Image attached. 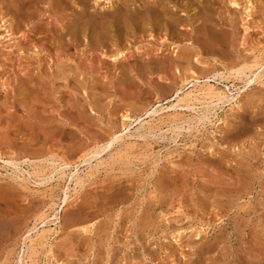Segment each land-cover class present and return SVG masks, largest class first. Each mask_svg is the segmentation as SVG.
I'll return each instance as SVG.
<instances>
[{"label": "rangeland", "instance_id": "1", "mask_svg": "<svg viewBox=\"0 0 264 264\" xmlns=\"http://www.w3.org/2000/svg\"><path fill=\"white\" fill-rule=\"evenodd\" d=\"M108 1L0 0V264H264V0H175L177 30L161 14L61 35ZM206 20L216 50L197 42ZM200 86L234 99L170 101Z\"/></svg>", "mask_w": 264, "mask_h": 264}, {"label": "bare ground", "instance_id": "2", "mask_svg": "<svg viewBox=\"0 0 264 264\" xmlns=\"http://www.w3.org/2000/svg\"><path fill=\"white\" fill-rule=\"evenodd\" d=\"M25 0H22V2H24ZM29 3L32 2L33 0H28ZM28 1H25L24 4H26V2ZM83 3H86L87 0H81ZM110 1V0H109ZM108 1V2H109ZM121 3L118 4L119 7L117 6L116 8L115 7H112L114 8L113 10H109V11H106L104 10V7H102L103 9H100L99 11H96L95 9L92 10V12H88V7H84L79 13L77 12V15L74 17V21L73 22H69L67 24V28L64 30L65 32H63V34H61L62 36H64V34L68 33L70 36L74 37V39L78 38V37H82L84 36L88 30L91 31V34L95 36V40L97 42H99V40L107 35H110L112 32L114 31H118L121 32L122 31V28L124 30V28L126 29V32L127 31H130V30H137L138 31H145V29H147L148 25H150V28H158L160 29L159 25H158V18L159 16L162 14V17H163V21H164V28H171L173 30H177V27H178V24H179V21L181 19V16L177 13L180 9H178V7L176 6L177 3H173V1L175 0H140L139 4L138 5H134L133 8H130L129 7V4L128 3V0H120ZM180 1V0H179ZM233 1V0H232ZM255 2V1H254ZM90 3V2H89ZM134 3V0H132V4ZM23 4V5H24ZM107 4V3H106ZM201 4V3H200ZM255 4V3H254ZM89 5V4H88ZM25 6V5H24ZM23 6V7H24ZM113 6V5H112ZM106 8V7H105ZM22 9V8H21ZM9 10H17V7L15 6L14 10L11 8H9ZM252 10V8H251ZM248 12V11H247ZM252 12V11H251ZM251 12L249 11L247 13V15H250ZM15 13V12H14ZM246 14V13H245ZM205 17L207 18L208 14L207 12L203 11L202 12V16L201 17ZM207 23L209 25V22L206 20L205 22H203L204 25L201 26L200 28V34L201 36H199L198 39L197 37V42L202 44L204 49L208 47V49L210 50L211 48L209 47V45L212 44V49L216 50L218 48H220L221 45L224 44V35L223 33L219 30V29H216L215 26L214 27H208L207 26ZM158 25V26H157ZM180 25V24H179ZM211 25V24H210ZM180 27V26H179ZM149 29V28H148ZM182 29V28H180ZM10 30V29H9ZM151 30V29H150ZM170 30V29H169ZM62 31V29H61ZM223 31V30H222ZM196 32H199V31H196ZM134 34V32H133ZM199 34V35H200ZM225 34V33H224ZM10 35V34H9ZM197 35V34H196ZM111 36V35H110ZM187 36V35H186ZM177 37V36H176ZM185 37V36H184ZM179 38V37H178ZM184 39V38H183ZM94 41V42H96ZM182 41V40H181ZM196 41V39H195ZM93 42V43H94ZM223 42V43H222ZM228 43V42H227ZM101 44V43H100ZM110 44V43H109ZM125 45V44H124ZM214 45V46H213ZM225 45V44H224ZM191 46L190 45V48L187 47V46H184V47H181L179 49H177L176 51V54H175V58H178L179 60H189L190 58H192L193 56L192 55H197L199 52H197L196 54L193 53V50L191 49ZM170 47V46H169ZM201 47V45H200ZM215 47H218V48H215ZM222 47V46H221ZM142 48V47H140ZM144 48V46H143ZM193 48V47H192ZM115 49V48H114ZM195 50V48H193ZM202 49V48H201ZM163 50V49H162ZM212 50V51H214ZM221 50V49H220ZM143 51V50H142ZM175 51V50H174ZM207 51V50H206ZM211 52V51H210ZM215 53V52H214ZM123 55H125V51H119V49L116 51L115 53V59H118L121 58ZM104 57V56H103ZM160 57V56H159ZM172 57V56H171ZM114 58V57H112ZM170 59V56L168 57ZM145 61V60H143ZM142 61V62H143ZM176 61V60H175ZM198 61V59H197ZM123 62V61H122ZM183 62V61H182ZM189 62V61H188ZM181 63V62H180ZM230 66V65H229ZM205 67V66H204ZM228 67V66H227ZM258 67L260 68L261 66L258 65ZM257 67V68H258ZM254 68V67H253ZM199 69V73L201 75H204V77H207L208 74H211L212 72H208L207 70H205L204 68ZM211 70V69H210ZM259 70V69H258ZM257 70V71H258ZM263 70V69H262ZM254 71V70H253ZM256 71V72H257ZM187 72V71H185ZM189 73V72H188ZM226 73V72H225ZM250 73V72H249ZM183 75V74H182ZM195 75V74H194ZM219 75L218 73H215L212 75V77L214 78L215 76ZM224 75V74H222ZM231 75V73L229 74ZM233 75L236 77V76H240V75H245V67H241L240 69H235ZM232 75V77H233ZM259 75V73L257 74ZM254 76V74H253ZM252 76V78H253ZM193 79H192V78ZM197 77V76H196ZM225 77V76H224ZM184 78V77H183ZM198 78V77H197ZM241 78V77H240ZM239 78V79H240ZM190 79H192L190 82H192V86H196L197 83H200L198 80H196V78H194L193 76L190 75ZM189 79V80H190ZM236 79V78H235ZM247 79V78H246ZM238 80V79H237ZM206 82H209V81H212L210 79H206L205 80ZM247 81V80H245ZM249 81V80H248ZM188 82V81H187ZM189 82V83H190ZM217 82V81H216ZM242 82V81H241ZM251 80L249 82H246L247 84L250 83ZM207 85V84H206ZM172 86V85H171ZM170 86V87H171ZM198 86V85H197ZM183 87V86H182ZM199 87V86H198ZM213 86L211 87H202L200 86L199 89L197 90H191V91H188V92H185L183 93V91H178L176 92L175 96L173 99H171L170 101H174L176 100V104L173 103L174 105H177L179 104L180 102H184L187 100V99H190L193 97L194 100L196 101H199L201 98V100H208L210 99L211 101L208 102V103H205L207 105L209 104H213L214 101H212V99L214 98L215 99V102H222V103H227L229 102L231 99H234L233 97H230L228 95H225V94H222L221 92H215L213 91L212 89ZM227 87V86H225ZM185 88V87H184ZM194 88V87H193ZM197 88V87H196ZM228 88V87H227ZM179 89V88H178ZM195 89V88H194ZM182 90V89H181ZM215 90V89H214ZM194 91L197 92V94L194 93ZM175 93V92H174ZM182 94V96H181ZM229 94V93H228ZM236 97V96H235ZM238 97V96H237ZM192 99V100H193ZM168 101V100H167ZM191 101V100H190ZM233 101V100H232ZM189 102V101H188ZM207 102V101H206ZM166 103V102H165ZM204 103V102H203ZM183 104V103H182ZM187 107L189 106V103H187ZM196 104V102H195ZM220 104V103H219ZM180 105V104H179ZM214 106H217L218 103H215L213 104ZM171 107H174V106H171ZM182 107V106H181ZM183 107H185L183 105ZM190 107V106H189ZM194 107V106H193ZM167 108H170L169 106ZM191 108V107H190ZM166 109V108H164ZM196 109V108H194ZM209 109V108H208ZM215 109V108H214ZM163 110V109H162ZM148 113V112H147ZM151 113V112H150ZM153 114H156L157 113V110L154 109L152 111ZM151 113V114H152ZM159 113V112H158ZM209 113V112H208ZM211 114V113H210ZM35 119V118H34ZM208 120V119H207ZM42 124V123H41ZM123 136V135H122ZM114 135L112 136V140L110 142H112L113 140L117 139L118 137H115L113 139ZM111 138V137H110ZM118 140V139H117ZM116 141V140H115ZM108 146V144H107ZM102 150H100L101 152ZM99 152V151H98ZM86 155V154H85ZM94 155V154H93ZM87 156V155H86ZM90 156V153L89 155ZM97 156V155H96ZM92 157V156H91ZM85 160V157L84 159ZM82 160V161H83ZM84 162V161H83ZM82 162V163H83ZM87 161H85L86 163ZM67 163V162H66ZM68 164V163H67ZM66 164V165H67ZM249 166V165H247ZM65 167V166H64ZM67 168V167H66ZM249 169V168H248ZM64 170V169H63ZM62 172V171H61ZM74 173V172H73ZM78 173V172H77ZM90 176V175H89ZM70 179V178H69ZM68 180V178H67ZM72 179H70L71 181ZM82 180V179H80ZM79 180V177L77 176L76 178V181H75V184L79 183L80 182ZM81 183V182H80ZM79 183V184H80ZM78 185V184H77ZM249 189V188H248ZM250 191V190H249ZM247 191V192H249ZM230 196V195H229ZM65 198V197H64ZM65 200V199H64ZM264 200V199H263ZM182 201V200H181ZM260 203V202H259ZM258 203V205H259ZM262 203L264 204V202H261L260 205H262ZM208 204V202L206 203V201H204L203 205L206 207ZM250 204V203H249ZM248 205V203H247ZM209 206V205H208ZM257 206V205H256ZM249 207V205H248ZM254 208V207H253ZM207 209V208H205ZM210 209V208H209ZM247 210V209H246ZM226 211V210H225ZM250 211V210H249ZM198 212V211H197ZM204 214V212H203ZM217 214V213H216ZM249 216H250V213L248 212L247 213ZM211 215V214H210ZM208 216V215H207ZM212 216V215H211ZM218 216V215H217ZM248 216L247 219H250ZM186 218V217H185ZM209 218V216L207 217ZM213 218V217H212ZM148 219V218H147ZM199 219V218H198ZM216 219V218H215ZM248 226V225H247ZM86 228V227H85ZM84 228V230H85ZM248 228V227H246ZM42 231V230H41ZM249 232V231H248ZM38 233V231H37ZM36 233V234H37ZM251 234V231L249 232ZM252 234H255V233H252ZM195 235H199L198 233H195ZM249 235V234H247ZM194 236V235H193ZM200 236V235H199ZM257 236V235H256ZM256 236H254L256 238ZM48 238V237H47ZM258 238V237H257ZM43 239V238H42ZM45 240V239H44ZM40 242V241H39ZM258 242V241H257ZM263 242V241H262ZM45 243V242H44ZM247 243V242H246ZM203 245V244H202ZM252 245V244H251ZM190 247V246H189ZM208 249V248H207ZM204 250V249H203ZM207 251V250H206ZM204 252V251H203ZM200 253V252H199ZM205 253V252H204ZM208 253V252H207ZM20 254V253H19ZM112 257V256H111ZM22 258L20 257V262L22 264ZM206 260V259H205ZM18 261V262H19ZM24 263V262H23ZM251 263V262H250Z\"/></svg>", "mask_w": 264, "mask_h": 264}]
</instances>
